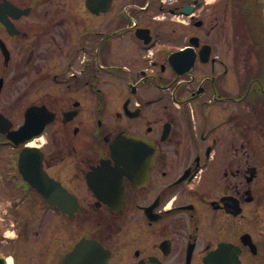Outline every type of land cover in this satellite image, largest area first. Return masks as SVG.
<instances>
[{"label": "flooded vegetation", "instance_id": "obj_1", "mask_svg": "<svg viewBox=\"0 0 264 264\" xmlns=\"http://www.w3.org/2000/svg\"><path fill=\"white\" fill-rule=\"evenodd\" d=\"M0 88V264H264L256 0H0Z\"/></svg>", "mask_w": 264, "mask_h": 264}, {"label": "water", "instance_id": "obj_2", "mask_svg": "<svg viewBox=\"0 0 264 264\" xmlns=\"http://www.w3.org/2000/svg\"><path fill=\"white\" fill-rule=\"evenodd\" d=\"M258 3L262 5V12H263V21H264V0H258ZM77 252L80 251V246L76 249Z\"/></svg>", "mask_w": 264, "mask_h": 264}]
</instances>
